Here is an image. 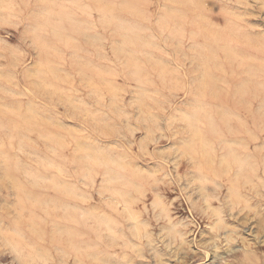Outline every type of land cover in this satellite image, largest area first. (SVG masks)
I'll list each match as a JSON object with an SVG mask.
<instances>
[{
	"label": "rangeland",
	"instance_id": "obj_1",
	"mask_svg": "<svg viewBox=\"0 0 264 264\" xmlns=\"http://www.w3.org/2000/svg\"><path fill=\"white\" fill-rule=\"evenodd\" d=\"M0 264H264V0H0Z\"/></svg>",
	"mask_w": 264,
	"mask_h": 264
},
{
	"label": "bare ground",
	"instance_id": "obj_2",
	"mask_svg": "<svg viewBox=\"0 0 264 264\" xmlns=\"http://www.w3.org/2000/svg\"><path fill=\"white\" fill-rule=\"evenodd\" d=\"M227 121H225V123H226ZM7 124V123H6ZM9 127V126H8ZM10 140V139H9ZM11 142V140L10 141H8V145H9V143ZM10 144H12V143H10ZM15 145V144H14ZM26 146V145H25ZM11 148H12V146H10ZM21 147H23V146H21ZM27 147V146H26ZM25 147V148H26ZM29 147H32V146H29ZM8 150H9V148H7ZM13 149H15V148H13ZM16 149H17V147H16ZM22 149V148H21ZM24 149V148H23ZM19 150V149H18ZM26 150V149H25ZM28 150V149H27ZM31 149H29V151H30ZM38 150L39 149H37V152H38ZM11 151V150H10ZM40 151H42V150H40ZM12 152V151H11ZM24 152V151H23ZM234 151H229L228 152V154H227V156L230 158L228 161L231 163L232 161H236V157H235V155H234V153H233ZM41 153H43V152H41ZM45 154H47L46 152H45ZM213 154V153H212ZM26 155V154H25ZM29 156V155H28ZM46 156H48V155H46ZM215 157L217 156L216 154L214 155ZM12 157V156H11ZM44 157V156H43ZM51 160H52V158H51ZM214 160V159H213ZM13 161L14 160H12V163H13ZM31 161V160H30ZM212 161V160H211ZM238 161V160H237ZM14 162H16V161H14ZM17 163V162H16ZM14 164V163H13ZM13 166V165H12ZM9 167H10V165H9ZM43 167H45V166H43ZM15 168H16V165H15ZM32 168V167H31ZM46 168V167H45ZM44 168V169H45ZM251 169L250 170V172H247L248 171V169ZM38 169H40V168H38ZM47 169V168H46ZM27 170H29V169H27ZM37 170V169H36ZM26 171V170H25ZM31 171V170H30ZM30 171H28V173L30 172ZM40 170H38V172H39ZM44 171V170H43ZM47 171V170H46ZM227 171V172H226ZM226 171L224 172V173H222L221 175H219L218 177H219V180L220 179H222V182L224 181V182H226V183H222L223 185H225V186H228V188H231V190L232 191H234V195H236V196H239V194L241 193V190H242V188H245L246 186H247V184L249 183V181L251 180L250 178H251V176H252V174H254V172H255V169L251 166V165H248V166H245V165H240V166H231L230 165V167H228L227 169H226ZM48 172V171H47ZM26 173V172H25ZM33 173V172H32ZM31 173V176L33 177V174L35 173V170H34V173L32 174ZM36 173H37V171H36ZM40 173H41V171H40ZM15 174V173H14ZM30 174V173H29ZM39 174V173H38ZM53 174V173H52ZM45 175V174H44ZM213 176V175H212ZM26 177V176H25ZM36 177H37V174H36V176H34L33 178L34 179H36ZM41 177V176H40ZM40 177H38V178H40ZM45 177V176H44ZM28 178H31L30 176L28 177ZM27 178V179H28ZM33 178H31L30 180L32 181V179ZM218 179L217 178V175H216V173H215V177H214V179ZM18 179H20V177L18 178ZM44 179V178H43ZM41 180V179H40ZM17 181V180H16ZM15 181V184L17 183ZM221 181V180H220ZM33 182V181H32ZM32 182H30V183H32ZM29 182H28V180L26 181V183H25V185H26V187H29V185H31ZM34 183V182H33ZM221 183V182H220ZM20 184V183H19ZM37 184V182H35L34 183V186ZM41 184V183H40ZM58 184H60L59 183V181H54L53 182V184L52 185H49V187L48 186H44L43 184H41V186H42V189H45V190H47L45 193H44V195L46 196V198L47 199H49V198H58V199H60V195H59V193L57 194V193H55L54 195H51V192H50V187L52 186L53 188H57V185ZM21 185V184H20ZM22 185H24V183L22 184ZM32 186V185H31ZM39 187V186H38ZM22 189V188H21ZM25 190V189H24ZM31 190V189H30ZM20 191V190H19ZM51 195V196H50ZM41 197V196H40ZM28 201V200H27ZM55 201V200H54ZM29 202V201H28ZM30 202H32V201H30ZM42 202H45L46 203V201H42ZM234 202V201H233ZM25 203V202H24ZM47 203H49V202H47ZM51 203V202H50ZM34 204V203H33ZM64 204H67V203H64ZM27 205V204H26ZM45 205H47V204H45ZM33 206H35V205H33ZM40 206V205H39ZM54 206L57 208H61L62 206H63V203L61 202L60 203V205H58V204H56V202L54 203ZM27 207V206H26ZM43 207V206H42ZM47 207L49 208V206L47 205ZM40 208H41V206H40ZM57 208V209H58ZM68 208V206H66V209ZM25 209V208H24ZM27 209V208H26ZM33 209V208H32ZM44 209V208H43ZM53 209V208H52ZM45 210H47V209H45ZM44 210V211H45ZM48 210H50V209H48ZM27 211V210H26ZM28 212H30V211H28ZM54 212H56V211H54ZM30 213H32V216H33V224H35L36 225V228H35V231L34 232H36V234L38 235V237H41V238H43L44 240L43 241H46L45 240V238L46 239H53V237H54V239L56 238L57 239V237L58 238H60V236H61V232H59V231H57L56 233H54V230H53V228H51V229H49L48 228V226H46V223H45V218H42V215H35V213H33V211H31ZM30 215V214H29ZM51 215H52V217L53 218H56V221H57V223H55V224H57V225H55L54 226V228H57V227H61L60 225V223H61V219H65V213H49V211H48V216L49 217H51ZM66 215H67V213H66ZM70 217H72V222L73 223H69L68 222V224L67 225H64L63 226V231H62V233H65V231H66V229L64 230V228H69V227H71L73 224H76V223H78V219L76 218V217H74L73 215L71 216L70 215ZM29 220H31L32 221V218L30 219L29 218ZM87 220H88V218H87ZM90 220V219H89ZM48 221V220H47ZM63 221V220H62ZM65 222V221H64ZM30 223V222H29ZM32 225V224H31ZM28 227V226H27ZM31 229H33L32 227H30ZM29 228V229H30ZM76 228V227H75ZM27 229V228H26ZM28 229V230H29ZM31 229H30V231H31ZM58 229V228H57ZM70 230H71V228H70ZM69 230V231H70ZM33 231V230H32ZM31 231V232H32ZM68 231V232H69ZM67 232V231H66ZM67 232V233H68ZM36 234H32V235H30V240H31V238H32V241H33V237L36 235ZM70 234H72V233H70ZM76 234V233H75ZM36 235V236H37ZM33 236V237H32ZM34 237V239H36L37 240V237ZM62 237L63 236H61V238H60V240L62 239ZM59 240V239H58ZM59 240V241H60ZM31 241V242H32ZM41 241H42V239H41ZM43 241H42V243H43ZM86 241V240H85ZM35 242V241H34ZM39 242V241H38ZM40 243V242H39ZM45 243V242H44ZM49 243H50V241H49ZM86 243V242H85ZM35 244H37V243H35ZM60 243L58 242V245H59ZM81 244V243H80ZM42 244H40V246H41ZM52 245V244H51ZM53 246V245H52ZM61 246H62V243H61ZM58 247V246H57ZM70 247H71V245H70ZM39 248V247H38ZM36 249V248H35ZM68 249H70L69 247H68ZM40 250L38 249V250H34L33 251V256H31V254H30V256H31V258H34V259H36L37 257H43L44 255H43V253L45 252L44 250H43V252H39ZM30 252V251H29ZM64 252V251H63ZM83 252H84V250H83ZM83 252H81L80 251V254L83 256V258H84V255L86 256V255H89V256H91V254L89 253V252H86V253H83ZM47 253V252H46ZM49 253V252H48ZM65 253V252H64ZM79 253V252H78ZM28 254V253H27ZM72 255V254H71ZM80 255V256H81ZM80 256L78 255L77 257H79L80 258ZM45 257V256H44ZM82 258V257H81ZM82 258V259H83Z\"/></svg>",
	"mask_w": 264,
	"mask_h": 264
}]
</instances>
